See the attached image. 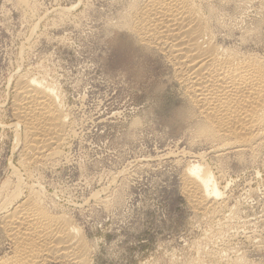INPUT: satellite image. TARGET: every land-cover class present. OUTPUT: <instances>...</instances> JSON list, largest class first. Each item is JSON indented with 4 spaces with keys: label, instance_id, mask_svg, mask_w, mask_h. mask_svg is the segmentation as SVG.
Returning <instances> with one entry per match:
<instances>
[{
    "label": "rangeland",
    "instance_id": "rangeland-1",
    "mask_svg": "<svg viewBox=\"0 0 264 264\" xmlns=\"http://www.w3.org/2000/svg\"><path fill=\"white\" fill-rule=\"evenodd\" d=\"M23 2L0 0V191L8 182L12 191L20 178L24 196L28 186L41 188L48 210L79 230L88 264H215L242 256L264 264V149L245 159L228 153L221 162L209 145L192 141L171 68L108 25L117 0ZM223 7V15L237 12ZM246 13L235 16L249 26L262 19ZM24 75L56 87L73 130L62 160L29 177L20 168L23 130H15L12 107ZM192 155H203L201 164L214 172L221 193L215 217L197 213L181 192ZM2 234L6 257L12 243Z\"/></svg>",
    "mask_w": 264,
    "mask_h": 264
},
{
    "label": "bare ground",
    "instance_id": "bare-ground-1",
    "mask_svg": "<svg viewBox=\"0 0 264 264\" xmlns=\"http://www.w3.org/2000/svg\"><path fill=\"white\" fill-rule=\"evenodd\" d=\"M18 1L26 6L25 0ZM226 5L233 7L232 13H260L262 19L249 26L238 21L237 12L233 17L223 15ZM116 6L119 11L108 25L128 33L173 71L172 78L187 102L181 115L192 124V141L209 145L219 160L228 153L236 158L244 153L259 154L264 149V34L260 32L264 0H117ZM24 77L17 80L12 107L15 130H23L20 168L29 177L31 170L55 166L62 160L60 149L73 130L70 132L56 87L46 77ZM203 155H192L196 160L185 164L181 192L197 213L215 217L219 211L215 200L221 193L214 172L201 164ZM20 179L13 183L12 191L9 182L0 191L4 213L0 233L12 243L10 255L1 256L0 264H88L91 250L79 230L68 223L66 215L56 216L48 210L41 188L28 186L27 194L22 195ZM245 260L242 256L215 264H248Z\"/></svg>",
    "mask_w": 264,
    "mask_h": 264
}]
</instances>
